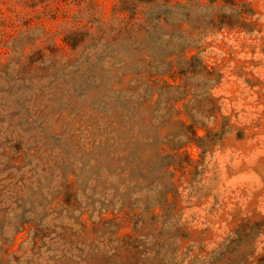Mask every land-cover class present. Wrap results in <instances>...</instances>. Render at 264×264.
Returning a JSON list of instances; mask_svg holds the SVG:
<instances>
[{"label":"rangeland","instance_id":"obj_1","mask_svg":"<svg viewBox=\"0 0 264 264\" xmlns=\"http://www.w3.org/2000/svg\"><path fill=\"white\" fill-rule=\"evenodd\" d=\"M0 264H264V0H0Z\"/></svg>","mask_w":264,"mask_h":264}]
</instances>
